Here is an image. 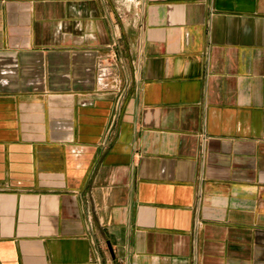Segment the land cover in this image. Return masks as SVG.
<instances>
[{
    "label": "crops",
    "instance_id": "crops-1",
    "mask_svg": "<svg viewBox=\"0 0 264 264\" xmlns=\"http://www.w3.org/2000/svg\"><path fill=\"white\" fill-rule=\"evenodd\" d=\"M0 264H264V0H0Z\"/></svg>",
    "mask_w": 264,
    "mask_h": 264
}]
</instances>
